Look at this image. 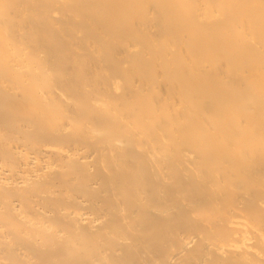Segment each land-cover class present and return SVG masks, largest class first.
I'll return each instance as SVG.
<instances>
[{
	"label": "bare ground",
	"instance_id": "obj_1",
	"mask_svg": "<svg viewBox=\"0 0 264 264\" xmlns=\"http://www.w3.org/2000/svg\"><path fill=\"white\" fill-rule=\"evenodd\" d=\"M0 264H264V0H0Z\"/></svg>",
	"mask_w": 264,
	"mask_h": 264
}]
</instances>
